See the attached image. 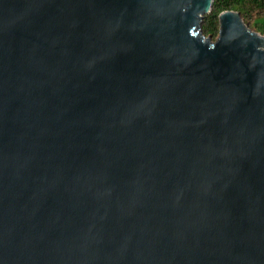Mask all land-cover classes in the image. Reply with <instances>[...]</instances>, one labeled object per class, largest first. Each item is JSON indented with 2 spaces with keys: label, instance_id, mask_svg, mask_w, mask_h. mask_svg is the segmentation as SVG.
Returning a JSON list of instances; mask_svg holds the SVG:
<instances>
[{
  "label": "water",
  "instance_id": "obj_1",
  "mask_svg": "<svg viewBox=\"0 0 264 264\" xmlns=\"http://www.w3.org/2000/svg\"><path fill=\"white\" fill-rule=\"evenodd\" d=\"M213 0H0V264H264V36Z\"/></svg>",
  "mask_w": 264,
  "mask_h": 264
},
{
  "label": "trees",
  "instance_id": "obj_2",
  "mask_svg": "<svg viewBox=\"0 0 264 264\" xmlns=\"http://www.w3.org/2000/svg\"><path fill=\"white\" fill-rule=\"evenodd\" d=\"M225 11L239 13L242 21L264 36V0H213L212 9L203 16L201 30L205 36L217 38L219 15Z\"/></svg>",
  "mask_w": 264,
  "mask_h": 264
},
{
  "label": "rangeland",
  "instance_id": "obj_3",
  "mask_svg": "<svg viewBox=\"0 0 264 264\" xmlns=\"http://www.w3.org/2000/svg\"><path fill=\"white\" fill-rule=\"evenodd\" d=\"M244 24H245V23H244ZM247 27H248V30H250L251 32H255V31H254L253 29H251L248 25H247ZM215 39H216V37H215V38H212V37H211V40H212V41H215Z\"/></svg>",
  "mask_w": 264,
  "mask_h": 264
}]
</instances>
